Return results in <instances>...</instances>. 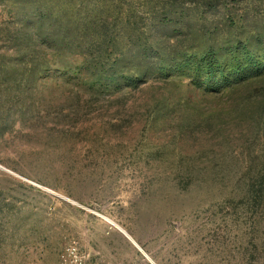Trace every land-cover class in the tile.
I'll return each mask as SVG.
<instances>
[{
    "label": "rangeland",
    "instance_id": "rangeland-1",
    "mask_svg": "<svg viewBox=\"0 0 264 264\" xmlns=\"http://www.w3.org/2000/svg\"><path fill=\"white\" fill-rule=\"evenodd\" d=\"M64 256L264 264V0H0V264Z\"/></svg>",
    "mask_w": 264,
    "mask_h": 264
},
{
    "label": "trees",
    "instance_id": "trees-1",
    "mask_svg": "<svg viewBox=\"0 0 264 264\" xmlns=\"http://www.w3.org/2000/svg\"><path fill=\"white\" fill-rule=\"evenodd\" d=\"M52 43H53V45L55 46V45H58L57 43H58V41L57 40H54V41H52ZM206 58V57H205ZM208 62H209V65H208V63H207V67H208V74L209 75H211V73H212V69H211V63H213V59L215 58V56H214V54H210V55H208ZM210 67V68H209ZM250 68L248 67V68H245L244 69V72H246V73H249V72H251L252 70L250 69ZM251 74V73H250Z\"/></svg>",
    "mask_w": 264,
    "mask_h": 264
},
{
    "label": "built area",
    "instance_id": "built-area-1",
    "mask_svg": "<svg viewBox=\"0 0 264 264\" xmlns=\"http://www.w3.org/2000/svg\"><path fill=\"white\" fill-rule=\"evenodd\" d=\"M67 257H63V264H69ZM73 264H84V261L81 258H75L74 260L71 261Z\"/></svg>",
    "mask_w": 264,
    "mask_h": 264
},
{
    "label": "bare ground",
    "instance_id": "bare-ground-1",
    "mask_svg": "<svg viewBox=\"0 0 264 264\" xmlns=\"http://www.w3.org/2000/svg\"><path fill=\"white\" fill-rule=\"evenodd\" d=\"M122 233H123V234H125V232H124V231H122Z\"/></svg>",
    "mask_w": 264,
    "mask_h": 264
}]
</instances>
